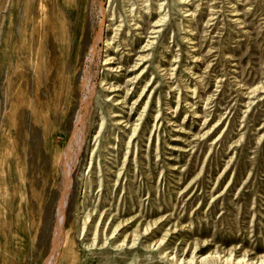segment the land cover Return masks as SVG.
<instances>
[{
    "label": "rangeland",
    "instance_id": "374dc122",
    "mask_svg": "<svg viewBox=\"0 0 264 264\" xmlns=\"http://www.w3.org/2000/svg\"><path fill=\"white\" fill-rule=\"evenodd\" d=\"M177 1L164 0L167 8L163 14H168L170 26L162 41L168 47L162 49L165 61L162 65L167 70L174 69L170 74L176 75L164 84L163 94L159 93L153 99V108L139 134L142 138L136 140L139 149L132 146L128 172H124L120 186L112 187L113 177L108 176L109 170L104 169L103 165L121 168L128 150L127 136L124 142L119 141L121 138L116 142L111 140L118 134L121 137L122 133L113 125L115 119L108 115L110 103L103 101L101 68L96 82V102L88 115L82 152L77 164L69 169H72L73 177L69 188L65 182L67 174L63 153L71 140L76 112L70 116L68 108L69 102L73 101L70 95L72 78L65 72L62 55H54L52 51V0H0V264H4L6 244L13 264H41L42 260L30 259L29 255L34 252L48 226L50 232L54 233L58 205L65 191L69 192L65 232H71L73 237L64 250L62 264H72L73 260L75 264H103L107 257L117 255L84 250L79 232L82 226L80 217L86 215L88 209L96 210V213L104 211L109 216L116 213L118 207L122 214L120 218L145 211L147 222H153L162 215L172 214V224L179 222L188 226L183 233L170 237L169 251H181L190 242L208 239L211 246L208 251L205 249L204 254L219 246L230 249L234 245L259 255L264 254V94L256 96L254 107L247 112L243 106V101L247 100L242 97L243 90L239 88L242 85L240 80L251 87H264V0L191 2L194 7L187 9L197 10L193 24L202 63H194L192 56L195 54L191 50L194 44L182 40L185 31L190 28L191 17L184 18V12H178L182 6ZM72 2L75 0H58L57 16H54L56 34L62 29L59 27L63 23L64 12L69 16L71 14L64 4L70 6ZM104 4L105 8L109 7L108 0H104ZM231 7L240 10L239 14L242 15L239 18L245 21V27L233 22L234 16L229 15ZM121 8L122 0L113 2V11L120 13ZM215 12L219 17L216 15L215 21H212L214 25L209 27L206 24ZM180 26L183 28L181 32ZM176 57H179L178 62L174 63ZM187 68L203 76L204 85L200 94L204 99L211 96L213 105L209 104L208 109L204 110L203 102L189 99V102L196 103L195 110L201 117L195 119L182 99L175 114L164 115L177 127H169L167 121H161L162 127L153 130L158 98L163 96V104L168 101L172 107H177L176 91L165 98L169 92L168 84L181 89V78L183 84L195 86ZM82 73L83 67L78 85ZM52 74H55L54 77ZM151 76L152 73L145 81H149ZM218 78L224 81L218 83ZM126 79L122 81L123 84ZM141 86L137 89L138 94ZM187 93V96H191V93ZM135 99L130 101V105ZM146 101L147 98H144L143 103ZM119 107L115 109L112 106L111 112L122 116L129 113V109L124 110L125 114L121 113L119 109L123 108ZM167 108V105L163 106L165 114L168 113ZM132 117L134 121L137 115L132 114ZM204 117L208 121L203 127ZM101 120L105 131L98 135ZM218 121L221 122L218 130L209 138L204 141L194 139V135L205 133ZM178 126L184 129L183 133ZM216 139L218 141L213 144ZM109 142L118 150L106 155L103 150L111 151L107 146ZM170 148L187 149L188 152ZM102 153L106 157L105 163L99 158ZM142 157L147 159L141 161ZM170 157L174 160H169ZM230 159L232 162L229 164ZM167 163L183 166L178 171L183 172L172 171L168 174ZM101 164L102 172L98 173L94 169ZM226 166L229 169L224 171ZM116 167L112 168L113 171L117 170ZM181 174L184 175L181 177ZM198 175L199 182L194 190H188L178 197L174 194L177 189L173 188H184ZM92 179L97 182L92 183ZM99 181H103L101 190ZM177 181L182 185L177 186L174 183ZM87 185L91 188L86 189ZM133 190H142V193L137 196ZM51 197L53 202L49 209L46 205ZM95 217L99 218L98 215ZM162 230L166 231L167 226ZM39 245L42 248L45 243L39 242ZM120 257L127 258L120 264H130L136 257L143 261L141 264H168L157 255L151 256L138 250Z\"/></svg>",
    "mask_w": 264,
    "mask_h": 264
},
{
    "label": "bare ground",
    "instance_id": "6f19581e",
    "mask_svg": "<svg viewBox=\"0 0 264 264\" xmlns=\"http://www.w3.org/2000/svg\"><path fill=\"white\" fill-rule=\"evenodd\" d=\"M115 1L116 0H108V8H105L104 0H75V2H72L70 4V6H66L64 4V7H67L71 10V14L69 16L66 12H64L63 23L59 27V29H62L59 34H56V23L54 22V16H57L58 0H52V51L54 52V55L58 53L62 55L65 72L70 74L72 78V83H70V95L73 101H70V105L68 104L69 107H67L69 108L70 116H72L73 113L76 112L74 130L71 135V140L63 153V160L67 174L65 182L67 183L69 188L73 180L71 171L73 169V166H75L79 161V157L82 152L83 141L86 137L89 122L88 115L90 113L92 105L96 102V82L100 75L99 70L101 68L103 69V78L100 80V88L101 92L103 93V101L110 103L111 107L113 106L115 107V109H118V107L120 106L123 109H119V111L124 114L126 112L124 110L129 109V113H127V115L125 116H122L121 114L116 112H111V107H109L107 110L108 115L111 116V118L115 119L113 121V125L117 126V130L119 133H122L121 137L120 134H118V136H116L115 138L111 137V140L116 142L121 138V140L119 141L124 142V137L125 135L127 136L126 145L128 146V150L124 157V161L121 164V168L116 166L107 167L103 164L98 165L95 169L94 167L90 166V168L92 167V169H94L98 173L102 172V165L104 169L106 168L107 170H109L108 176L113 177L111 181L113 184V188L120 186L121 180L125 177L124 172H128L129 155L132 154V146L135 145L137 147V150L139 149L136 140L139 141L140 138H142V136H140L139 134L143 130L142 126L147 120L146 117H148L149 112L153 108V99L157 94H163L162 89L164 87V84L167 82V80L170 81L171 79H173L174 75H176L174 73L170 74V71H173L174 69L167 70L164 65H162L163 62H165L164 57L162 56V49L165 46L162 41L165 35V31L170 26V24L168 23V14H163V12H165L167 8L164 0H122V10L120 13H117L112 9V4ZM191 2H193V0L177 1V4L182 6V8L178 12L180 14L181 12H184L182 14L184 18L191 17V20L189 22L191 24L190 28L185 31V36L182 37V40L184 42L186 41V43L188 44H194V46L192 47L193 49H191L193 50V54H195L194 56H192L193 60H195L194 63H202L203 60L201 59V56H198V52L200 51V49L195 42L196 37L193 24L197 18V10L196 8L195 10H192V8L187 9L190 6L194 7V4ZM149 3L151 4L149 5ZM231 9L232 10L229 15L234 16L235 19H232L234 20L233 22L238 26H242L244 24L243 27H245V21H242L241 18H239L240 15H242L241 13L239 14L240 10L233 7H231ZM117 10L118 8L116 9V11ZM217 14L218 13L215 12L210 16L206 24L207 26L210 27L211 25H214L212 21H215V16ZM149 19L154 20L150 21ZM128 30H132L133 32L130 33V31ZM182 30L183 28L180 26V32ZM167 48L168 47H165V49ZM119 55L120 57H118ZM134 58H136L135 61ZM158 58L159 61L156 62ZM178 58L179 57L175 58L174 63L178 62ZM132 62L134 63L133 65H131ZM152 62L154 64H151ZM233 66L237 67L238 65L233 64ZM81 67H83V76L82 78H80V82L78 85V78L81 72ZM186 70L188 71V76L191 77V79L195 82V86L190 87L186 84H183L184 81L181 80V78V89L168 84L169 92L165 95V98L166 96H170L171 92L176 91L175 93H178L176 98L177 102L175 103L177 107H172L171 102L168 101H165L167 104H163V96L158 98L157 107H155L157 109L154 114L155 116L153 130L159 129V127L162 125L161 121H164L165 123L167 121L169 127L175 124L172 123L174 121L165 119L164 115L169 114L172 116V112L173 114H175L181 106L180 103L182 102V99H184V102L186 103L185 106H188L187 110H189L191 116H193V118L195 119H200L201 117L199 116L197 110H195L196 103L189 102V99H198L199 102H203V106H205V108L203 107L204 110L208 109L209 104L213 105L214 102L212 101L211 96L207 99H204L202 97V94H200V90L203 89L204 85L203 76H199L197 75V73H193L190 68H187ZM137 72L139 73L137 74ZM150 73H152L151 79L149 81H145ZM233 73L236 74V71H233ZM115 74H117V76L114 77ZM52 75L54 77L55 74ZM236 78L242 77L237 76ZM124 79H126L127 81L125 80L126 82L123 84L122 81ZM217 81L218 83H222L224 80L222 78H218ZM240 83H242L241 87H239L241 90H243L242 97L247 100L243 101L245 102L243 106L246 108L247 112H250L254 107V99L256 98V96L262 93L264 94V87L261 85L251 87L245 83L243 84L242 80H240ZM142 84H144V86H141ZM139 86H141L139 88L141 92L138 94L137 89ZM187 92L191 93V96H187ZM80 96L81 99L79 100ZM134 97H136V99L130 105V101L133 100ZM144 98H147V101L145 103H143ZM166 105L168 106L167 114H165L166 111H164L163 109V106ZM140 106L141 111L139 110ZM132 114L137 115V118L134 121H132ZM207 121L208 120L204 117L203 127L207 124ZM220 121L216 122L213 127L205 131V133L200 132L194 135V139L196 141H204L205 139L209 138L218 130L221 123ZM100 122L101 123L99 125L100 128L98 135L101 132V134H103L105 131L104 122H102V120ZM120 126H122L123 128H120ZM178 127L180 128L179 130L181 131V133H183L182 130L184 129L180 126ZM122 129H125V131H121ZM98 135L96 138H98ZM102 138L105 137L102 136ZM219 138L220 137H218V139ZM159 139L160 134H158V140ZM218 139H216L213 144L218 141ZM107 146H109L108 148L111 151H106V149H104L103 153H106V155H111L112 152L118 150V147L110 144V142ZM170 149L179 152H188L187 149ZM137 150L135 151V155L137 154ZM158 150L159 149H157V151ZM103 153L99 155V158H102L103 163H105L106 157ZM60 154L57 158L60 157ZM93 156L94 155H92V157ZM115 159H117L116 156ZM142 159L146 160L147 158L142 157L141 161ZM169 160H174V158L170 157ZM231 162L232 160L230 159L228 163L230 164ZM113 163L115 164V162ZM166 165L167 167H169L167 168L168 174H170V172L172 171L178 172L183 168V166H180L179 164L171 165L167 163ZM71 167L72 169L71 171H69ZM114 167H116L117 170L113 171L112 168ZM227 169H229L228 166H226L224 171H226ZM183 175L184 174H181V177ZM92 180V183L97 182L94 179ZM198 182L199 175L195 176L184 188H173V190L177 189L174 194H176V196L178 197L180 194H184L188 190H194L198 185ZM174 183L177 186L182 185L179 181ZM88 185L86 186V189L91 188ZM98 185L99 190H101L103 181H99ZM133 193L137 194L138 196V193H142V190H133ZM52 202L53 198L51 197L46 205L47 208H51ZM68 206L69 192L65 191L58 205L59 212L57 214V220L55 222L56 227L55 229H53L54 233L50 232L51 229L48 226L46 231L42 233V236L39 240L40 244L45 243V246L40 248L38 242L34 252L29 255L30 259H34L36 261L42 260L41 264L63 263V261L61 260L62 255L64 253V250L67 248L70 239L73 237V234L71 232H65ZM142 206L143 205L141 204L140 207ZM44 208L47 210L46 207ZM116 210V213H111L109 214V216H107L106 212L104 211L101 213H96V210L93 211L91 209H88L87 214L80 217V219H82V226L80 228L79 237L81 238V244L83 245L84 250H98L101 251L102 254H104L105 252L117 253L115 257H107V259L102 262L103 264L123 263L127 260V258L120 256L131 255L137 250L140 253H147L151 256L157 255L159 259L166 261V263L168 264H264V254L259 255L252 250H244V248L240 245H234L230 249L222 248L221 246H219L214 251H209L204 254L205 249H207L208 251V248L211 246V241L208 239L201 241L199 240L198 243L190 242L189 244H187L186 248L181 249V251H169V248H167V246L170 237L175 234L183 233V231H185L186 229L185 227L188 226H184L179 222L172 224V218H170L172 214L170 216L162 215L153 222H147V220L145 219V211H141L140 213L135 212L133 214L130 213L128 214L129 216L120 218L122 214L119 212V207ZM156 210L157 212L160 211V209ZM97 215L99 216V218L95 217ZM164 226H167L166 231L162 230L164 229ZM162 232L164 233L162 234ZM6 242H9V240ZM72 245H74V243ZM174 249L176 250V248ZM48 251L49 254H47ZM44 252H46L45 255L43 254ZM178 253H181V256H178ZM9 254L10 252L8 251V247L6 244L4 246L3 255L4 264H13L10 261V256L12 254ZM188 255H190V257H188ZM15 258H17V256H15ZM16 261H18V259ZM141 262L143 261L139 260V257H136V259L133 260L130 264H141ZM32 263H34V261H32ZM72 264H75L74 260Z\"/></svg>",
    "mask_w": 264,
    "mask_h": 264
}]
</instances>
